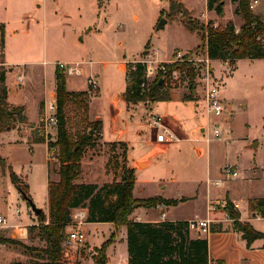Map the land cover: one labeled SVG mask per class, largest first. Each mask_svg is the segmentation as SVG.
<instances>
[{
    "label": "rangeland",
    "instance_id": "374dc122",
    "mask_svg": "<svg viewBox=\"0 0 264 264\" xmlns=\"http://www.w3.org/2000/svg\"><path fill=\"white\" fill-rule=\"evenodd\" d=\"M34 1L36 0H0V18L6 22L8 28L15 27L20 33L25 26L21 24L17 17L19 12L18 7L21 6L26 8L28 4ZM219 1L223 3L222 16H218L214 9L208 10V13L205 12V3L207 0H40L42 8L50 11L48 14L49 18L57 22V25L68 23L70 29H74L76 33L83 31L82 35L80 34L79 36L81 37V41L76 33L75 36H71L69 32H67L68 29L63 28L60 30L59 27H56V31L52 32L49 37L51 42L48 38L45 54L42 49V41H39V38L32 34L35 31H31V34L27 35L20 33L16 39L10 42V37H8L7 42H9V45L7 53L12 59L19 58L40 62L43 60L53 61L45 66L48 71V78H51L52 81L53 75L51 70L56 67L57 60L65 59L64 55L69 54L66 48L64 49L65 43L71 47L75 46L78 49L79 56L81 55L84 59L99 61L113 59V54L116 52L118 54L127 52L129 56L132 54L136 55V52L140 51L148 42L144 52L137 59L143 57L144 53H146V49L152 45L160 50V52L167 55L175 49L181 51L190 49L185 53L179 54L175 52L170 56V59H176L177 61L175 63L182 61L193 62L197 68L194 84L196 88L201 90L202 82L199 79L200 76L205 73L206 65L204 63L195 62V59L202 58L204 44L201 37L198 35L199 33L186 31L181 26V22L185 19H191L203 26H207V22H210V28L219 29L222 28L226 22L231 21L235 30L238 31L242 20L238 15L234 14L237 0H215L213 8ZM170 2L176 5L181 4L182 8H176L174 11H170ZM184 8L187 10L186 14L182 11ZM250 9L254 13H264V0H262V3L260 1ZM203 13L206 14L205 17L202 16ZM133 14L138 15L137 20L133 19ZM161 16L168 19V21L166 22L165 20L163 28L155 31V27ZM90 27L96 30L90 33L88 32ZM62 32L66 34V42L65 39L59 41L58 37ZM39 36L41 37L42 34L40 33ZM261 41L264 44V35L261 36ZM119 43H121V45H119ZM32 45L36 47L39 45L40 49L31 52L30 48H32ZM71 47H69L68 50H70ZM106 50L112 55H103ZM1 53L0 40V54ZM178 54L179 57L177 58L176 56ZM213 66L214 75L208 63V70L212 75L211 79L219 85L226 103L232 106L233 115H230V117H232L231 120L229 119L230 122L223 127L221 139L211 143L212 155L214 154L219 162L224 163V161H227L236 163L238 172L237 178H240L243 174H258L260 183L264 184V59L243 58L237 60L235 65H231L229 62H225L224 64L222 61H219L214 62ZM121 67L123 68V65ZM36 68L38 69L39 65H36ZM0 71H3L5 76L7 69L3 65H0ZM102 73L103 78L98 80V88H93L87 83L84 74L80 76L68 75L66 77L67 85L71 89L75 87L74 83H80L77 87L82 88L87 84L86 90L89 93V98L86 101H82L80 104H87L86 116L89 121L99 120L95 118L97 113L101 118V126H97L96 129H93L87 126L85 122L81 121L83 118L82 106L78 102L69 105L68 116L71 118L72 128H79L80 131H89L92 129L93 132L91 135H94L92 141L94 145L86 147L83 153L79 180L82 183H94L98 187L118 181L121 175L119 171L115 173L112 165L107 167L106 164L113 153L121 152L118 145H110V141L115 140L117 137V133H113L112 131L113 116L115 114L112 100L115 96H121L126 83L125 74L117 68V64L107 65ZM16 74L17 72L14 71L13 75L15 77ZM151 82L152 80L149 81V83ZM25 83H28L27 74L25 75ZM38 83L39 82L35 80L33 87L35 93L36 89H38ZM17 84L20 83L17 81ZM186 85L187 80L183 82L179 81L175 82L171 89H168V87L167 89L169 92L177 91L180 93H188L189 90L184 88ZM117 104L122 109L118 115L119 120L122 121V123L119 122V127L122 129L127 128V133L122 136V138L131 143L132 149L130 154L136 157L140 152H143L141 151L142 146L134 143L136 138L135 133L137 132L135 130L136 127L125 126L124 123H126V119H128L125 104L121 100H119ZM130 109L132 110V108ZM41 116L42 114L35 123L34 129L40 134H48L49 140L53 142L56 137V128H43L40 130ZM214 118L218 120L219 117ZM188 121L195 124L191 115L188 116ZM141 130L145 132L147 128L141 126ZM248 140L259 142L257 149L243 148V145ZM21 147L22 146L14 147V150L11 148L12 152L10 155L2 154L4 162L11 165L15 173L24 172L29 167L30 171L28 173L34 174L35 178H38L39 174H45L43 148L37 146L33 150V153L27 152L29 155V157H27L28 155L25 152L26 149ZM55 148L56 150L50 149L48 151L49 155L47 157L48 174L50 180L53 181L58 178V164L55 158L58 150L56 146ZM28 158L31 160L30 166L27 164L29 162L27 161ZM119 160H121L120 157ZM2 172L9 174V168L6 164L4 170L0 168V174H3ZM236 179L229 180L226 183L234 184ZM41 185L42 184L36 179V190L34 191L36 195L42 196L44 194ZM8 186V179L0 180V215L5 217L7 224L23 223L28 219V216H30L33 221L36 219L38 220L37 216L32 213L30 204L24 198V195L20 193L17 188L16 190H12L11 187ZM155 186L156 185L151 186L152 190L148 191L157 190ZM189 191H191V188ZM17 192L20 194L17 195ZM113 199V196L109 197L106 202ZM204 201L205 199L203 196V200L201 201L188 200L180 202L175 208L171 209V213L168 214V217L174 215L175 217L187 218L195 214L202 216L205 212ZM33 203L36 206L41 205L38 198ZM224 205L225 201L222 203H214L212 204V210L219 212V219L229 221L227 219L229 218L228 214L223 207ZM15 209H18L19 213L16 214L14 212ZM233 210V213L238 214L240 220V208H233ZM141 211L142 209L139 210V212ZM249 212L251 211L249 210ZM157 214H159L158 209H153L150 213L151 217H155ZM258 215L264 218L261 214ZM246 216L247 215H243V218ZM210 218L214 219L215 217L212 216ZM230 221L232 220L230 219ZM219 224L225 225L227 222H220ZM255 224L264 230V219L255 222ZM28 226H26V238L19 239L17 233H13L11 228H0V236H8L20 240L32 247L41 246L42 244L38 242L36 237H31L35 232L31 235L28 233ZM104 228L107 229L108 227L104 226ZM82 230L87 235V231L84 229ZM193 231L194 232H191L192 235L200 232H198L197 229ZM89 238L94 240V244L98 246H91L86 241L81 245H75V249H72V252H74L73 264H88L93 260V254L98 250L99 243L102 242V239L100 238V234L90 229ZM122 253H124V244L121 248H115V255L120 256ZM38 259V255L35 252L27 250L19 245L0 244V264H7L12 261L29 262Z\"/></svg>",
    "mask_w": 264,
    "mask_h": 264
},
{
    "label": "crops",
    "instance_id": "0c3cea01",
    "mask_svg": "<svg viewBox=\"0 0 264 264\" xmlns=\"http://www.w3.org/2000/svg\"><path fill=\"white\" fill-rule=\"evenodd\" d=\"M260 1L262 3V0H258V3ZM205 9V12L208 13L206 3ZM18 11L17 17L21 24H24L25 26V28L20 33L27 35L31 34V31H35L32 34L36 35L39 38V41H42V49L44 53L47 49L46 46L48 43V38L52 32L56 31V27H59L60 30L63 28L68 29V31H66L69 32L71 36H75L77 34L79 37L80 34L82 35L83 31L76 33L74 29H70V25L68 23L57 25V22L49 18L48 14L50 11L42 8V3L40 0H36L31 4H28L26 8L20 6L18 7ZM137 18L138 15L133 14V19L137 20ZM165 20L166 22L168 21V19ZM0 27L3 29V44L1 46L2 53L0 54V65H3L7 69V72L5 73V85L7 87L6 103L10 107H22V114L25 116L24 122L14 121L12 122V127L9 130L0 132V159H4L2 154L10 155L12 152L11 148L14 150V147H24L26 149V154L27 152L33 153V150L37 146H41L43 148L45 174H39L38 178H35L34 174L28 173L30 171L29 167L24 172L15 173L11 165H8L6 162L5 164L15 173L19 183L23 185L26 195L30 198V200L35 202V200L38 198L41 205H37V207L41 208L43 213L47 216V186L48 180L50 179L47 167V140L36 141L38 136H44V134L38 133L34 129V125L39 119L40 115L43 113L44 102L51 99V97L55 98V67L53 70H51L53 75V80L51 81V78H48V71L45 66L50 64L49 62L53 61H28L26 59H12L9 57L7 53L9 42L13 39H16L20 33L15 27L8 28L6 22H4V20L1 18ZM95 30L96 29L93 27H90L88 32L93 33ZM40 33L42 34L41 37L39 36ZM8 37H10L9 42H7ZM58 38L59 41L65 39L66 42L65 33H60ZM79 40L81 41V37H79ZM147 44L144 45L140 51L136 52V55L132 54L129 56L127 52L120 54L116 52L114 53L115 55L113 54V59L99 61L84 59V57L81 55L79 56L78 49L75 46L71 47L65 43L64 49L66 48L68 51L67 53L69 54H65V59H59L57 62L80 63L82 67V74H84L86 77V82L87 78L94 77L96 79L97 85H99L98 80L103 78L102 72L107 65L117 64V68L125 74V63L131 59H137L144 52ZM119 45H121V43H119ZM69 47H71L70 50H68ZM39 49V45L37 47L32 45V48H30L31 52L38 51ZM188 50L190 49H186L185 51L175 49L168 55L161 52L160 57L163 59H170V56H172L173 53L177 52L180 54L185 53ZM103 55L112 54H109L108 50H106L104 51ZM205 55L204 48L202 57ZM219 61L220 60L209 61L210 70L213 75V63ZM222 62L225 64L224 61ZM36 65H39L38 69L36 68ZM122 65L123 68L121 67ZM14 71L17 72L16 77L13 75ZM26 74L28 75V83H25ZM18 76L22 78V81L18 82L20 84H17ZM35 80L39 82L36 93L33 91ZM199 80L202 82V88L200 90L194 85L195 91L192 95V99L183 98V95H187L189 92H169L168 90L170 93V98L166 101H141L128 105L123 98V93L121 96H115L112 100L115 108L112 131L113 133H117V137L115 140L110 142H124L127 146L126 166L132 171L134 180L133 195L135 198L144 199L148 197L159 196L167 200H177L175 205H165V219L169 221L187 220L189 222L192 220H202L207 217L210 218L212 216L215 217L214 219L210 218L212 220L210 223V229L212 227L214 231L209 230V232L206 234L200 233L201 237H205L207 239L208 252L210 258L212 259L211 264H217V262H220L221 264H264V239H255L250 246H247L245 240L241 238V233L235 231L232 228V221H230L229 218H227L229 221L221 220L218 218V211H208L209 204L212 205L214 203H222L228 199L229 201L238 204L241 215L240 220L248 222L255 230L264 233V230L255 224V222H258L264 218H258L257 215L259 213L253 212L248 208L249 199H264V184L260 183V177L258 174H243L240 178L235 180V183L233 182L234 184L221 181L223 178V166L225 164H230L236 169V163L227 161H224V163L219 162L216 156L214 154L212 155V149L210 147L211 143L217 140H212L210 142L204 141L205 132L203 129H205L209 123L215 122L222 131L223 127L228 122H230L232 118L230 115H233V108L229 103H226V100L222 96V91L220 90V96L226 105V110L222 113V115L216 116L219 117L218 120H215L214 117H207L204 111V85L201 78ZM78 84L74 83L75 87L71 89L67 85L65 78V85L68 91L86 90L87 84L83 88L77 87ZM187 86L188 85H186L184 88L189 90ZM119 100L123 101L125 104L128 114V119H126L127 122L124 124L126 127H136L135 130L137 132L135 133L136 138L134 143L140 144L142 146L141 151L143 152H140L136 157L130 154L132 149L131 143L122 138V136L127 133V128L122 129L119 127V122L122 123L118 117L122 111V109L117 104ZM130 108H132V110ZM152 113L158 114L162 117L165 126H167L178 138L177 141H173L169 144L156 141L155 133L144 123V120ZM190 115L193 117L195 124L188 121V116ZM95 118L101 120L98 113L95 115ZM141 126H145L147 131L143 132L141 130ZM253 143V140H248L243 145V148H252L250 145ZM258 145L259 142H256V149ZM27 157H29V155ZM27 161H29L27 164L30 166L31 160L28 158ZM2 173L3 174H0V180L8 179V187H11L12 190H16L15 185L10 180L9 174H5L4 172ZM36 179L40 184H42L41 186L44 190V194L42 196L36 195L34 192L36 190ZM57 180L58 178L55 181ZM216 181L219 182L218 185L214 184ZM77 182H81L79 178ZM153 185H156L155 187L157 190L148 191L152 190L151 186ZM190 188L191 191H189ZM19 194L20 193L17 192V195ZM203 196L205 199V212L202 216L195 214L187 218L175 217L174 215H170L168 217V214L171 213V209L175 208L180 202H185L188 200L201 201L203 200ZM140 209H142L141 212H139ZM153 209H158L159 212V214H157L155 217H151L150 215ZM160 209V204L156 205L155 207L138 206L133 209V212L129 218L144 222H158L161 220ZM249 210L251 212H249ZM243 215L247 216L243 218ZM220 222H227V224H219ZM37 223V219L33 221L31 217L28 216V219L20 224H25L28 226L35 225ZM104 226H107L108 228L105 229ZM81 227L87 231L86 242L89 245H95L96 247L98 245L94 244V240L89 238V229L100 234L102 242L99 243V247L103 242L108 240L114 231V226L110 222H86ZM67 230H69V227H66V231ZM191 232L194 231L190 230V234ZM191 236L195 235L191 234ZM123 244L124 253H122L120 256L115 255V248H121L123 247ZM105 254L106 264H127L126 227L124 225L117 229L116 236L113 241L107 245ZM88 264H94V260H91V262Z\"/></svg>",
    "mask_w": 264,
    "mask_h": 264
},
{
    "label": "trees",
    "instance_id": "16d2710c",
    "mask_svg": "<svg viewBox=\"0 0 264 264\" xmlns=\"http://www.w3.org/2000/svg\"><path fill=\"white\" fill-rule=\"evenodd\" d=\"M207 0V10L214 9L218 16L223 14L222 1ZM249 0H237L234 14L238 15L242 22L238 31L231 21L219 29L210 28L191 19L182 20L183 28L189 32H197L201 37L205 54L210 60H220L235 65L239 59H264V44L261 36L264 35V13H254L249 7ZM178 6V7H176ZM181 9V4H169V10ZM183 13L186 14L184 8ZM180 12V11H178ZM1 46L3 44V29L0 27ZM178 70L181 81L187 80L189 94L183 95L184 99H192L195 91L194 80L197 68L193 62L182 61L167 66V71ZM144 67L140 63H126V85L123 92L125 102L134 104L141 101H166L170 93L163 81L157 77L147 88H140L144 80ZM55 101H56V137L53 142L49 136L40 135L37 140H47V148L57 147L55 155L58 169V180H48V212L47 216L42 212L38 223L28 226V233L38 240L41 246H28L27 244L11 237L0 236V244H15L38 255V260L21 262L12 261L7 264H64L61 261V244L65 238V230L71 224L70 215L76 208H85L87 211L86 222H110L114 231L93 255L94 264H106L105 250L116 236L117 229L126 227L127 264H211L212 259L208 252V243L200 233L191 236L187 220L158 222H144L130 219L133 209L138 206L155 207L158 204L175 205L177 200L164 199L162 197H148L138 199L133 196L134 180L132 171L126 166L127 146L124 142H111L110 145H118L120 153H113L106 166L112 165L115 173H121L119 180L98 187L94 183L77 182L81 172V159L88 146H93V137L89 131H80L72 128L71 118L68 116V108L72 103H82L89 98L88 91H68L65 85L66 75L58 68L54 70ZM4 72L0 71V132L9 130L12 122H24L22 107H10L6 103L7 88L4 84ZM82 106L83 118L87 126L96 129L101 126V120L89 121L86 116L87 104ZM101 129V128H100ZM92 130V129H91ZM77 144V145H76ZM119 157L121 160H119ZM0 168L4 170L5 162L0 159ZM11 182L17 190L26 195L23 185L15 173L9 169ZM27 196V195H26ZM113 200L106 202L109 197ZM232 220V228L241 233V238L246 245L258 238L264 239V233L255 230L248 222H241L238 214L233 213V204L228 199L223 206ZM248 208L264 216V199H249ZM210 231H214L211 227ZM217 264H221L217 262Z\"/></svg>",
    "mask_w": 264,
    "mask_h": 264
},
{
    "label": "built area",
    "instance_id": "2783aa9c",
    "mask_svg": "<svg viewBox=\"0 0 264 264\" xmlns=\"http://www.w3.org/2000/svg\"><path fill=\"white\" fill-rule=\"evenodd\" d=\"M258 3V0H251L249 2V7L253 8L254 5ZM206 16L205 13L202 15ZM160 50H158L155 46H151L146 49V53H144L143 57L139 59L129 60L127 62L131 63H140L144 67L143 77L144 80L140 85L142 91H144L150 80H154L159 77L164 85L171 89L172 85L175 82H181L180 73L178 70H172L170 72L167 71V66L175 63L176 59L166 60L160 57ZM179 57V54L176 56ZM210 59L205 55L202 58L195 59V62L204 63L206 65V71L204 74L200 76L204 85V111L207 117H216L222 115V113L226 110V105L223 102V99L220 96V87L217 83H215L211 78V73L208 70V63ZM126 62V63H127ZM56 67H58L66 76H80L82 75V67L78 62H57ZM18 82L22 81L20 76L17 77ZM87 82L93 87L98 88L96 83V79L94 77L87 78ZM183 82V81H182ZM145 125L153 130L155 133V139L157 142L169 144L173 141H177L178 138L172 133V131L165 126L163 123V119L158 114H150L145 120ZM57 117H56V101L54 97L44 102L43 113L40 118V130L43 128H56ZM204 141L210 142L212 140H220L222 131L219 126L215 122H211L208 126L203 129ZM48 134H44L47 137ZM48 140V139H46ZM50 149L56 150L55 146ZM48 149V151L50 150ZM47 151V157H48ZM222 176L221 181H229L232 179H236L238 177V172L234 168L233 165L225 164L222 168ZM215 185H218L219 182H214ZM233 208H238V204L233 202ZM165 204L161 203L160 208V219L161 221L165 219ZM212 205L209 204L208 211H212ZM14 212L19 213L18 209H15ZM87 211L85 208H76L72 211L70 215L71 224L68 226L69 230H65V238L61 244V261L64 264H73L74 252L72 249H75V245H81L86 241V234L82 230V225L86 223ZM258 218L260 216L258 215ZM212 220L210 218H205L202 220H192L188 223V229L194 230L197 229L199 233L206 234L209 232L210 223ZM0 228H11L13 233H17L19 239L26 238L27 230L25 224L14 223L7 224V220L4 216L0 215Z\"/></svg>",
    "mask_w": 264,
    "mask_h": 264
},
{
    "label": "water",
    "instance_id": "95a60500",
    "mask_svg": "<svg viewBox=\"0 0 264 264\" xmlns=\"http://www.w3.org/2000/svg\"><path fill=\"white\" fill-rule=\"evenodd\" d=\"M164 23H165V18L164 17H161L157 26H156V30H159L161 28H163L164 26ZM93 131L90 130V133H92ZM250 147L252 148H256V142H254L252 145H250ZM24 195V194H23ZM24 198L29 202L30 204V208H31V211L34 215L38 216L40 213L43 212V210L39 207H37L31 200L28 196L24 195Z\"/></svg>",
    "mask_w": 264,
    "mask_h": 264
}]
</instances>
